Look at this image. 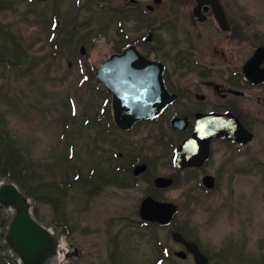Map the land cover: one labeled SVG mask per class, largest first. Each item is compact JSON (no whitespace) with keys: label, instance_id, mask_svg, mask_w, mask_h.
<instances>
[{"label":"flooded vegetation","instance_id":"obj_1","mask_svg":"<svg viewBox=\"0 0 264 264\" xmlns=\"http://www.w3.org/2000/svg\"><path fill=\"white\" fill-rule=\"evenodd\" d=\"M78 1L74 0V3ZM101 1L97 0V3ZM105 1L111 4L107 3L109 7L105 5L107 8L102 11L111 13V23L114 19V46L97 69L111 55H119L131 48L139 58L130 57L127 70L139 75L159 76L160 85L162 83L170 100L158 116L137 120L130 128H120L113 117V94L97 79L100 134L103 131L111 133V128L127 134L143 123L147 127L144 142L120 138L115 144L116 150L111 152L110 169L100 170L97 166L95 189L114 182L123 189L139 190L140 198L132 214L124 217L127 222L124 225L146 231L141 233L143 238L149 229L157 228V231L150 230L151 233L157 239L159 236L170 239L175 245L171 252H185L183 259L190 258L193 264V255L182 243L172 239V232L194 242L209 264H213L214 255L224 252L223 243L233 244V251L242 252L236 248L240 241L242 256L250 260L245 264H264V218L251 216V210L244 202L231 200L236 176L253 177L254 183L260 186L258 193L255 192L256 197L258 200L261 197L264 174V1H260L261 7L252 17L239 0H113V4L112 0ZM5 2L0 0V12L14 4L6 7ZM54 3L58 4V0ZM102 7L99 4L97 8L101 11ZM248 22L255 27L248 29ZM2 24L0 22V27ZM103 26L104 29L108 27ZM98 33H102V28ZM210 115L220 120L214 121ZM211 119L213 122H207ZM208 127L215 128L213 132H228L230 136L218 132L208 139L199 138ZM192 137V143L185 142ZM107 173L114 179L102 180ZM158 177L170 181L166 186L156 184ZM179 185L185 190L176 199L165 195L166 191ZM146 197L175 205L169 222L141 217L139 210ZM191 203L192 207L196 204L205 212L209 223L218 220L217 216L222 213L226 228L215 249L182 231L178 218ZM127 229L121 236L128 235ZM115 237L119 238V232ZM155 242L162 257L170 256L165 243ZM109 260L117 264L114 257Z\"/></svg>","mask_w":264,"mask_h":264},{"label":"rangeland","instance_id":"obj_2","mask_svg":"<svg viewBox=\"0 0 264 264\" xmlns=\"http://www.w3.org/2000/svg\"><path fill=\"white\" fill-rule=\"evenodd\" d=\"M14 1L12 7L0 12V22L10 35L6 42L14 51L17 44L23 46L24 53L38 58L39 63L22 76L16 67L0 64V111L3 112V124L16 140L20 152L36 162L35 172L45 183L43 191L53 189L50 193L52 200L35 202L28 197L34 217L46 225L57 242L54 255L44 264H112L111 257L117 264H193L190 258L174 256L171 251L175 245L170 239L161 236L157 239L151 233L150 230L157 231V228L149 229L146 238H143L141 233L146 231L133 230L134 226L124 225L127 223L124 217L132 214L140 198L139 190L131 187L123 189L112 182L88 192L97 181V166L100 170L110 169L111 152L116 150L115 144L120 138L141 139L144 142L147 127L143 123L127 134L116 132L113 128L111 133L103 131L100 134L96 119L99 93L96 79L90 78L88 83L79 82L85 71L99 65L114 46V19L111 23V13L102 11L109 7L107 3L110 2L77 0L75 4L74 0H58L55 4L56 0ZM260 1L264 0H239L250 17L261 7ZM111 2L113 4V0ZM99 4L103 6L101 11L97 8ZM53 14L58 24L54 37L48 40ZM103 25L108 27L104 29ZM247 25L248 29L255 27L252 22ZM101 28L102 33L99 34ZM54 42H58V48L56 54L51 55ZM80 45L85 47L84 54L79 53ZM19 52L18 48L17 55ZM44 55V59H39ZM21 69L26 71L24 66ZM69 97H72V106ZM85 113L96 120L83 121ZM83 178L92 183L82 185L79 181ZM101 179L114 178L107 173ZM6 180L11 181L0 177V184ZM233 183L231 200L244 202L251 210V216L255 214L264 218V174L260 200L255 193L260 186L254 183L253 177L236 176ZM184 190L182 185L175 186L165 195L176 199ZM13 212V207L0 205V264H5L3 256L12 264H23L6 240L8 221ZM178 219L184 233L212 249L217 247V241L226 228L222 213L217 216L218 220L209 223L205 212L196 204L192 207V203L185 206ZM125 229L128 235L121 236ZM116 232H119V238L115 237ZM155 240L169 247V257L160 255ZM246 245L249 246L250 242L247 241ZM222 246L224 252L214 255L213 264H245L250 261L242 256L241 241L236 248L242 252L233 251V244L223 243ZM74 251L77 256H69Z\"/></svg>","mask_w":264,"mask_h":264},{"label":"water","instance_id":"obj_3","mask_svg":"<svg viewBox=\"0 0 264 264\" xmlns=\"http://www.w3.org/2000/svg\"><path fill=\"white\" fill-rule=\"evenodd\" d=\"M79 50L84 53V46ZM130 57L139 58L131 48H126L119 55H111L102 62L101 67L95 69L96 79L113 94V117L120 128H129L136 120L156 116L170 100L162 83L160 85L159 76L139 75L127 70V60ZM254 59L255 56L252 60ZM210 116L214 121L220 120L217 116ZM207 122L213 121L211 119ZM212 130L216 129L206 128L199 138L208 139L211 134L218 132L230 136L228 132ZM193 141L194 137L187 142ZM160 181L164 183L161 184ZM155 182L165 185L169 180L157 178ZM0 205L14 208L6 233L10 249L19 256L23 264H44L45 260L54 255L57 242L47 227L33 217L30 211L31 202L27 196L13 182L6 180L0 184ZM174 211L173 204L157 202L151 197H146L140 207L142 217L162 223L169 222ZM172 238L185 246L193 255L196 264H208L206 256L194 242L186 240L177 232L172 233ZM175 254L185 256L183 251H176Z\"/></svg>","mask_w":264,"mask_h":264},{"label":"trees","instance_id":"obj_4","mask_svg":"<svg viewBox=\"0 0 264 264\" xmlns=\"http://www.w3.org/2000/svg\"><path fill=\"white\" fill-rule=\"evenodd\" d=\"M12 3H14V0H6V7H8V4ZM9 36L10 35L5 26L0 27V64L3 67L7 66L8 64L16 67V70L19 71L20 76H22L21 74H25L26 72L30 71L33 66H36L39 63V61L38 58L34 59L24 53L25 49L21 45L17 44L18 47L15 46L17 47V49L14 51L9 42H6L8 41ZM60 44L62 43L60 42ZM52 46H54V49L51 51V55L53 53L56 54L58 42H54ZM62 46H64V44H62ZM18 48L20 52L17 55ZM45 57L46 55L40 57L39 59H44ZM21 66L26 67V71H22ZM89 69L88 71H85L87 83L89 82L90 78H95L94 67H91ZM84 116L89 117L87 119V122L97 119V117L96 119L95 117H90L87 113H85ZM2 117L3 112L0 111V177L9 178L23 191L24 194L31 197L35 202L52 200V198H50V193L52 194L53 189L45 192L43 191L42 187L43 185H45V183L42 182L41 178L35 172L34 167L36 165V162L20 152L19 148L17 147L16 140L10 135L6 128V125L3 124ZM86 178L89 179L90 177L86 176ZM86 178L81 179L79 182L82 185H89L90 183H92ZM34 181H36L37 183H34ZM95 185L96 183L92 186L93 189L89 187L88 192L95 191ZM2 260L3 263L10 264L8 263L9 261H7L6 258L2 257Z\"/></svg>","mask_w":264,"mask_h":264}]
</instances>
